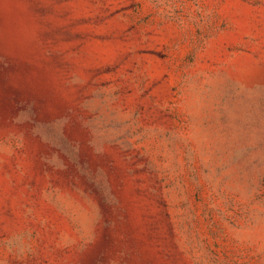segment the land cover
<instances>
[{
  "label": "rangeland",
  "instance_id": "rangeland-1",
  "mask_svg": "<svg viewBox=\"0 0 264 264\" xmlns=\"http://www.w3.org/2000/svg\"><path fill=\"white\" fill-rule=\"evenodd\" d=\"M0 264H264V0H0Z\"/></svg>",
  "mask_w": 264,
  "mask_h": 264
}]
</instances>
